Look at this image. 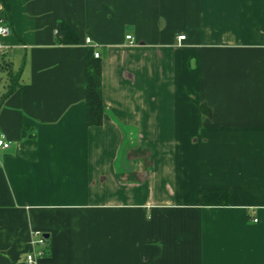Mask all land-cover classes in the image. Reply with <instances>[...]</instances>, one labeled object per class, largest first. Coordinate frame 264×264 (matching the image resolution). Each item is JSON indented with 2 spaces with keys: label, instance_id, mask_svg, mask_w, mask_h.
I'll list each match as a JSON object with an SVG mask.
<instances>
[{
  "label": "crops",
  "instance_id": "1",
  "mask_svg": "<svg viewBox=\"0 0 264 264\" xmlns=\"http://www.w3.org/2000/svg\"><path fill=\"white\" fill-rule=\"evenodd\" d=\"M6 1L0 264H264V0Z\"/></svg>",
  "mask_w": 264,
  "mask_h": 264
},
{
  "label": "trees",
  "instance_id": "2",
  "mask_svg": "<svg viewBox=\"0 0 264 264\" xmlns=\"http://www.w3.org/2000/svg\"><path fill=\"white\" fill-rule=\"evenodd\" d=\"M5 5V19L8 20L7 1L3 0ZM59 42L64 45H74L78 43V38L73 30L65 23H60L57 28ZM87 122L89 126H100L103 123V100H102V82H101V63L94 57V50L90 49L87 57ZM9 90L4 95L8 97L18 85V75L10 74ZM227 198V193L220 190H205L203 192V205H223Z\"/></svg>",
  "mask_w": 264,
  "mask_h": 264
},
{
  "label": "built area",
  "instance_id": "3",
  "mask_svg": "<svg viewBox=\"0 0 264 264\" xmlns=\"http://www.w3.org/2000/svg\"><path fill=\"white\" fill-rule=\"evenodd\" d=\"M11 33L10 27L6 24V19L0 17V38L7 36ZM126 40L133 41L131 36H127ZM179 42H183L185 40L184 35H180L178 37ZM86 44H90L91 41L87 39ZM2 49V45L0 44V50ZM94 57L96 59L99 58V54L97 52H94ZM10 147V143L6 142L4 136H0V148L2 149H8ZM46 243L47 240L44 235H42L39 232H35L33 234V240H32V250L27 254L26 256V264H37L38 260L46 257L47 255V249H46Z\"/></svg>",
  "mask_w": 264,
  "mask_h": 264
},
{
  "label": "rangeland",
  "instance_id": "4",
  "mask_svg": "<svg viewBox=\"0 0 264 264\" xmlns=\"http://www.w3.org/2000/svg\"><path fill=\"white\" fill-rule=\"evenodd\" d=\"M127 142H128V144H130L131 140L129 138H127Z\"/></svg>",
  "mask_w": 264,
  "mask_h": 264
}]
</instances>
